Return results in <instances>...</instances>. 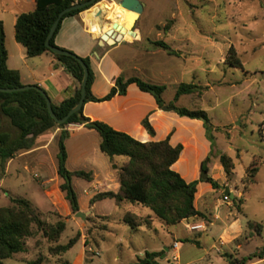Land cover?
I'll use <instances>...</instances> for the list:
<instances>
[{
	"label": "rangeland",
	"instance_id": "obj_1",
	"mask_svg": "<svg viewBox=\"0 0 264 264\" xmlns=\"http://www.w3.org/2000/svg\"><path fill=\"white\" fill-rule=\"evenodd\" d=\"M1 1L9 5L6 9L12 10L11 0ZM145 1L148 5V16L144 18V25L169 23V27L177 26L181 30L176 33L177 40L181 41L180 38L186 35L189 43L185 49L188 58L182 63L186 71L165 81L167 86L165 100L174 101L177 86L182 82H195L209 87L202 96L198 94L183 96L177 105L205 110L214 126L209 135L207 134L210 142L209 155L211 152H214V156L224 152L231 156L236 164L234 174L228 176L229 180L233 179L228 182L231 186L230 193L236 198H231L230 202L224 201L227 188L219 186L216 200L224 202L225 208L232 202L231 209L239 214L245 227L243 236L235 242L237 250L233 253L227 251L222 255L231 254L241 260L260 253L264 248L263 126L260 133V125L264 123V0ZM3 10L0 3V16L4 14ZM6 22L9 24L8 19ZM231 46L237 50L244 69L231 67L226 63ZM160 63L163 64V61ZM247 72L249 74L246 75ZM179 119L192 120L186 117ZM83 140L85 141L83 145L78 143L77 138L69 142V170L86 172L95 170L102 177L113 172L109 158L101 152L99 140L90 137ZM206 148H203V154L208 152V147ZM188 158H191V155ZM216 158H212L208 170ZM116 159L120 165L127 160L123 156ZM27 160L29 159L17 160L6 173L4 181H0V207L9 206L13 196L23 197L32 202L46 224L55 225L59 221H64L66 229L58 243H50L43 232L34 227L35 235L27 242V252L22 254L25 260H34L41 256L44 258V264H59L64 261L72 264H133L138 263L139 259L146 258L147 250L148 253L157 255L153 258L158 264H178L172 259L173 251H166L165 247L171 245V249L173 243L171 232L178 231L182 247L188 250V254H183V263L192 261V264H228V259L225 257L222 259L214 248L212 233L202 234L201 248L187 242L186 236L189 231L187 222L180 224L176 230V226L166 228L157 218L156 226L159 233L156 234L146 228L134 230L121 221V213L125 210L153 215L150 209L140 204L120 207L114 200L108 199L92 205L91 200L98 192L113 190L111 183H108L111 185L110 189L96 190L95 184L74 177L73 185L78 195L80 211L86 215V219L77 217L72 210L69 211V202L55 182L49 187L44 185V181L48 180L51 174L40 166L35 158L30 159L28 164L25 163ZM254 161L258 163L261 171L256 183L249 187L246 173ZM4 171L0 164V177ZM224 171L214 170L220 179L224 177ZM47 190L50 198L46 195ZM239 192L243 193L241 197ZM97 214H108L113 217V222L109 225L110 230L105 232L106 240H102V233L108 225L96 220L93 215ZM218 226H215L214 230ZM78 233L81 234L80 239L70 251L56 256L50 253L51 247L67 245ZM5 264L22 263L13 259L5 261ZM249 264H264V261L254 259Z\"/></svg>",
	"mask_w": 264,
	"mask_h": 264
},
{
	"label": "trees",
	"instance_id": "obj_2",
	"mask_svg": "<svg viewBox=\"0 0 264 264\" xmlns=\"http://www.w3.org/2000/svg\"><path fill=\"white\" fill-rule=\"evenodd\" d=\"M85 1L88 0H36V9L21 14L15 26L16 40L27 50L29 58L51 54L75 80L74 94L60 104L53 103L56 115L60 119L64 118L81 100L84 68L80 60H83L90 70L85 104L89 102H106L116 96H125L129 86L136 84L141 91L151 94L161 109L168 105L175 108V113L180 117L203 121L209 135L214 126L205 110L189 109L176 105L182 96L192 94L202 96L205 91L209 90V87L195 82H182L177 88L174 101L167 104L164 99V93L167 89L165 85L149 83L138 77L127 79L124 75H121L116 79L111 91L104 98L99 99L92 92L95 73L90 58H82L71 51L69 52L73 56L56 55L52 52L47 46V38L59 14L64 9ZM101 1L103 0L98 2ZM92 7L93 5L66 14L51 40V45L57 47L55 39L66 18L77 16ZM168 24L165 26V31L169 29ZM153 44L157 48L166 50L170 55L182 56V52L175 50L165 41H157ZM8 59L9 52L6 45L5 26L3 21L0 20V88H21L23 87L21 73L18 70L9 68ZM226 63L231 67L244 69V64L234 46H231L228 50ZM3 117L7 118L10 124L19 131L17 137L7 132H0V164L4 170L8 162L19 153L34 148L36 139L40 135L50 129H62L58 142V174L63 180L60 190L69 202L73 214L80 212V204L73 185V178L78 177L93 181L92 172L71 171L68 168L67 140L71 135L68 127L70 125H83L99 133L101 152L111 161H114L116 157L123 156L127 158L117 169V178L120 184L119 191L99 192L92 198V204L107 199L114 200L118 206L124 203L140 204L150 209L153 216L160 219L167 226H177L182 221L191 218L207 219V216L200 212L195 204L200 181L187 182L180 173L173 169V166L181 157L184 145L173 146L170 142L171 135L167 139L158 142H142L125 132L114 129L103 121H93L86 117L84 107L74 114L67 123L58 124L50 115L46 98L40 91L35 89L13 93L0 92V123ZM142 125L151 136L156 134L149 116L143 120ZM263 125L264 123L260 125V133ZM213 157L219 159L228 176L234 174L235 161L223 152H219L215 156L214 152H211L202 164V171L208 172V164ZM259 170L258 163L254 161L246 173L247 186L250 187L256 183ZM208 180L215 189H219L220 185L217 182L212 181V179ZM153 216H140L128 212L124 216V222L134 230L143 227L153 230L155 229ZM34 227L41 230L50 243H58L66 229V223L59 221L55 225L46 224L32 202L23 197L13 196L9 206L0 207V264L17 254L27 252V242L35 235ZM80 236L81 234L78 233L77 237L67 245L51 247L50 253L55 256L67 253L77 244ZM153 257H157V255L147 253L146 258L139 259L138 263L133 264H158ZM226 258L228 264H249L254 259H264V248L260 253L244 257L241 260L231 254ZM26 264H44V258L40 256L34 260H26ZM59 264L72 263L64 261Z\"/></svg>",
	"mask_w": 264,
	"mask_h": 264
},
{
	"label": "crops",
	"instance_id": "obj_3",
	"mask_svg": "<svg viewBox=\"0 0 264 264\" xmlns=\"http://www.w3.org/2000/svg\"><path fill=\"white\" fill-rule=\"evenodd\" d=\"M121 1L122 0H103L77 16L66 18L55 39L57 47L71 51L82 58H90L91 66L95 73L92 92L93 95L99 99L104 98L111 91L112 87L115 85L116 79L121 75H124L127 79L138 77L149 83L165 85L166 80H170L174 78L176 74L178 75L186 71L182 64L185 63L188 58V52L185 50L186 45L189 46L186 35H183L180 41L177 40L176 33L181 30L178 29L177 26H170L169 29L165 31L166 25L162 23L144 25V18L148 16V5L145 0H140L144 5V11L133 28L131 29L124 24L126 33L123 35L121 41L116 43H105L102 40L104 33L112 28L111 23H125V15L122 13L119 6ZM11 2V11L6 9L9 5H5L3 1L0 2L1 7L4 8L2 12L4 14L0 16V20L3 21L6 30V45L9 52L8 66L11 69L20 71L23 86L38 85L47 92L52 103L60 104L74 94L76 88L75 80L51 54H44L35 58H29L27 56V50L16 40L15 26L21 14L36 9L37 2L36 0H11ZM6 19H8L9 24H7ZM131 30L134 32L133 34L130 33ZM157 41H165L175 50L182 52V56H173L166 50L157 48L153 44ZM160 61H163V64H161ZM170 64L173 65L170 66ZM245 74L247 75L249 73L247 72ZM181 98L177 103L180 102ZM166 103L170 104L171 102L166 101ZM84 115L93 121H103L114 129L125 132L142 142H158L167 139L171 135L170 142L173 146L179 144L184 145L181 157L173 166V169L180 173L187 182L200 181L195 204L196 208L207 216V219H200L197 217L184 220L180 223H188L189 231L186 236L187 242L201 248L202 242L200 238L202 234L210 232L214 238V248L217 249L222 259H224V257L226 258V256L222 255L225 252L229 251L233 253L234 250H237L235 242L243 236L245 223L242 221L239 214H236L235 211L231 209L232 202L227 204V208H225L224 202L216 200L218 189H215L210 180H208L212 179V181L220 184L221 187L227 188L224 197L226 194H230L231 198H236L235 195H231V186L228 184V182L231 180L233 181V179L229 180L218 158L213 160V166L208 170V179L203 180L202 178V164L210 153V142L208 141L207 131L203 121L196 119L182 121V119H179L181 117L175 112L168 113L163 111L158 106L155 98L151 94L141 91L136 84L129 86L125 96H116L114 99L106 102H89L85 104ZM148 116L156 132L154 136H151L142 125L143 120ZM1 121L0 132L10 133L14 137L19 135V131L10 124L7 118L3 117ZM68 130L71 133L67 140L68 154H70L69 142L74 138L79 140L78 143H80V145L85 143L83 139L87 137L99 140V144H101V137L95 130L88 129L83 125H71V128ZM61 133L62 129L54 128L40 135L36 139L34 148L19 153L14 159L8 162L0 181H4V177L8 170L20 158H28L29 160L25 161L26 164L31 161L30 159L35 158L36 161H39L38 163L40 166L44 167L45 170L51 174V177L44 181V185L49 187L52 182H55L58 189H60V185L63 181L58 174V142ZM55 143L56 148L54 149ZM206 147H208V152L203 154V148L207 149ZM189 155H191V158H188ZM121 165L116 158L114 161L110 160V166L113 167V172H109V174L102 177L99 172L92 170L93 181L88 182L95 184L96 190L104 188L110 189L111 185L108 183H111L113 190L110 191L118 192L120 184L117 178V169ZM115 166L117 168H115ZM215 169L225 172L222 179L217 177V174L214 172ZM260 171L261 170H259L258 175ZM99 178L102 180H99ZM234 192H236V190H234ZM47 194L48 190L46 191V195ZM242 195L243 193L239 192V196L241 197ZM96 203L92 205L95 206ZM127 204L131 203H124L120 207ZM69 211L71 212V208H69ZM128 212L137 214L125 210V212L121 213V221L123 223H125L124 216ZM93 216L96 220L103 221L108 225L107 228L103 229L102 233V240H106L105 232L110 230L109 225L113 222V217L108 214H97ZM156 219L157 218L154 217L155 229L150 231L158 234L159 230L156 226ZM180 224L176 226V230H178ZM216 224H219V226ZM192 225H205V228L193 231L189 228V226ZM165 226L166 228L171 227ZM215 226L218 227L214 230ZM171 233L173 235L172 247L175 242H180V259L177 263L192 264V261L183 263V254H188V250L182 247L179 232L176 231V233ZM170 246L171 245H165L166 251H172V247L170 249ZM147 253L146 250V254ZM22 254L24 253L17 254L8 260L14 259L22 264H26V260ZM185 257L187 258V256ZM5 261L3 264H5Z\"/></svg>",
	"mask_w": 264,
	"mask_h": 264
},
{
	"label": "water",
	"instance_id": "obj_4",
	"mask_svg": "<svg viewBox=\"0 0 264 264\" xmlns=\"http://www.w3.org/2000/svg\"><path fill=\"white\" fill-rule=\"evenodd\" d=\"M99 0H88L85 1L83 3H78L76 5H73L69 8L64 9L58 16L57 20L55 21L50 34L47 38V46L52 50L53 53H55L56 55H66V56H73L71 52L66 51L64 49H61L59 47H55L51 45V40L52 38L55 36L58 27L61 23V21L63 20V18L65 17L66 14H68L69 12H72L74 10H78V9H84L86 7L89 6H95L97 5L99 2ZM119 6L121 8V10L123 11L124 14H132L136 17V20L134 22L133 26L135 25V23L137 22V20L140 18V16L142 15L143 11H144V5L140 0H122L119 3ZM112 28L108 31H106L104 33V35L102 36V40L105 43H116L121 41L123 35L126 33V30L124 27H122V25L118 24L117 22L115 23H111ZM131 28V29H132ZM130 33H134L132 30L130 31ZM80 63L82 64L83 68H84V79L82 82V97L81 100L79 102L78 105H76L64 118L60 119L54 109H53V103L49 97V95L47 94V92L41 88L38 85H26L23 86L21 88H14V89H8V88H0V92H4V93H13V92H21V91H27V90H31V89H35L40 91L44 97L47 100V105H48V110L50 112V115L52 116V118L58 123V124H65L69 121V119L76 113H78L84 106H85V102H86V94H87V84L89 81V75H90V70L88 65L83 61L80 60ZM163 111L166 112H175V108L170 107L168 105L164 106L162 108ZM1 146V144H0ZM115 168H117L115 166ZM202 178L203 180H207L208 179V172L207 171H203L202 173ZM77 217H81L83 219H86V215L83 212H78L76 214Z\"/></svg>",
	"mask_w": 264,
	"mask_h": 264
},
{
	"label": "built area",
	"instance_id": "obj_5",
	"mask_svg": "<svg viewBox=\"0 0 264 264\" xmlns=\"http://www.w3.org/2000/svg\"><path fill=\"white\" fill-rule=\"evenodd\" d=\"M224 201L226 202H230L231 201V197H230V194H226L225 197H224ZM189 228L193 231H197V230H201V229H204L205 228V225H192V226H189ZM179 247H180V242H175L173 247H172V251H173V257L172 259L176 262L179 261L180 259V255H179Z\"/></svg>",
	"mask_w": 264,
	"mask_h": 264
},
{
	"label": "bare ground",
	"instance_id": "obj_6",
	"mask_svg": "<svg viewBox=\"0 0 264 264\" xmlns=\"http://www.w3.org/2000/svg\"><path fill=\"white\" fill-rule=\"evenodd\" d=\"M122 13H123V11H122ZM124 15H125V19H124L125 23H121V22L120 23L117 22V23L120 24V25H122V27H124V28H125L124 24H126L127 27L132 28V25L134 24V22L136 20V17L134 15H132V14H124Z\"/></svg>",
	"mask_w": 264,
	"mask_h": 264
}]
</instances>
